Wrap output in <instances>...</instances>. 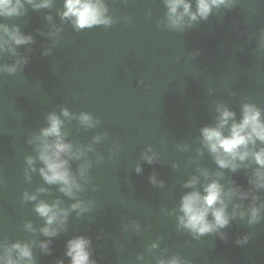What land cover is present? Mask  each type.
<instances>
[{"label": "water", "instance_id": "95a60500", "mask_svg": "<svg viewBox=\"0 0 264 264\" xmlns=\"http://www.w3.org/2000/svg\"><path fill=\"white\" fill-rule=\"evenodd\" d=\"M21 2L19 14L0 15L31 38L17 44L0 28V264H73L77 238L90 264H264L254 156L264 141L241 147L249 155L233 170L203 134L229 136L246 106L264 122V0H225L207 18L186 0L196 18L178 24L168 0H100L108 22L83 28L64 16L65 0ZM224 111L234 116L221 128ZM51 116L71 145L62 155L78 185L71 195L40 171L44 144L57 139L43 134ZM214 182L229 222L194 232L183 198ZM41 203L59 211L51 224ZM206 219L215 225L211 211Z\"/></svg>", "mask_w": 264, "mask_h": 264}, {"label": "clouds", "instance_id": "9594fccd", "mask_svg": "<svg viewBox=\"0 0 264 264\" xmlns=\"http://www.w3.org/2000/svg\"><path fill=\"white\" fill-rule=\"evenodd\" d=\"M32 2V0H29ZM169 8L173 14V22L179 23L182 20L184 14H191L192 18H196L195 13H191V5L186 0H168ZM225 0H198V12L199 15L207 18L208 13L212 6H219L224 3ZM39 6H47L37 5ZM183 7L184 13L179 16L175 15L179 7ZM23 7L21 0H0V15L11 16L20 13V9ZM66 12L65 17H74L75 23L78 27H91L99 23H107L106 19H102L103 5L100 0H65ZM4 32H9L6 26H0ZM12 39L17 43H26L31 38L24 37L17 32H9ZM67 115V113H65ZM234 116L233 113L224 111L221 119L222 128L228 123L229 118ZM260 112L251 106H246L244 110V116L240 123H233L231 128V134L224 136L220 131V128H205L203 130L204 138L210 150L213 153H224L231 156V160L221 158L217 156V162L221 167L231 166L233 170L237 167L234 161L237 157L240 160H244L249 153L247 151L240 152L241 147H247L249 143H255L256 139L264 141V122L260 119ZM83 119L87 120L85 116ZM51 126L44 130V136H55L57 139L54 143H45L43 150L41 151L40 159L46 165L45 168H41L40 171L45 180L49 183H61L65 187L61 190L67 194H72L73 187H78L75 181L71 178L68 170V161L62 158L63 154L71 155V145L64 143L61 133L60 125L61 121L56 116L50 117ZM255 160L262 167H264V149L254 153ZM206 195L201 196L199 192H193L186 195L183 198L182 210L185 213V217H182V223L191 228L194 232L201 234L210 231L213 227H223L228 224V217L225 215L224 207H215L219 202L223 205L222 188L218 183H212L205 189ZM32 199H35L33 196ZM78 207V205H73ZM37 211L48 218V223L51 224L57 219L59 211L56 206H50L46 203H41L37 206ZM215 217V225L210 224L206 217L209 213ZM255 216V213H254ZM45 234H49L48 229H44ZM88 241L84 238H77L69 242L68 255L72 257L73 264H90L89 253L86 250ZM20 250L22 257H30L31 252L27 246L15 245ZM9 264H13L9 261ZM175 264V262H173Z\"/></svg>", "mask_w": 264, "mask_h": 264}]
</instances>
